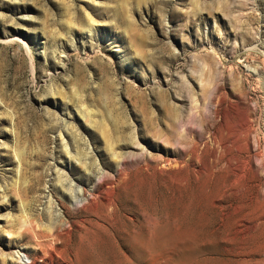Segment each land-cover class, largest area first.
<instances>
[{
	"label": "rangeland",
	"instance_id": "1",
	"mask_svg": "<svg viewBox=\"0 0 264 264\" xmlns=\"http://www.w3.org/2000/svg\"><path fill=\"white\" fill-rule=\"evenodd\" d=\"M247 67L264 80V0H0V264L262 261L264 234L235 230L229 180L190 159L214 128L225 138L215 95L263 98ZM99 173L114 205L76 210Z\"/></svg>",
	"mask_w": 264,
	"mask_h": 264
},
{
	"label": "bare ground",
	"instance_id": "2",
	"mask_svg": "<svg viewBox=\"0 0 264 264\" xmlns=\"http://www.w3.org/2000/svg\"><path fill=\"white\" fill-rule=\"evenodd\" d=\"M91 25L87 27L90 31L92 30ZM245 71L251 80L255 77L256 85L261 87L264 93L263 75H260L258 69L247 67ZM235 93V95H231V100L224 93L217 94L211 99L212 114L221 120L219 127L224 132L225 138L223 140L217 138V132L220 130L214 128L210 134L211 139L208 140L209 142L190 152V159L194 158L196 160V163L192 165L194 168L192 170L197 175L202 172L207 173V166L211 165L209 176L215 177L219 173L222 178L229 180V188L231 186L229 190L231 216L236 218L235 230L237 233H240L241 236L257 231L264 234V212L262 210L264 205V134L255 116V110L261 109L260 120L263 121L264 119V94L261 100L260 98L249 100L245 98L246 95L242 94L241 90L236 92L235 89ZM225 102H228V106L223 110L220 109L219 107ZM91 113H86L83 110L79 111L80 116L85 121ZM59 143H61L60 148L63 153L69 156L70 161L73 160L80 167H85L86 163L79 153H75L74 156L68 155L69 151L63 144L62 139ZM202 156H206L207 162L204 161ZM115 159L117 160L116 166L120 176L122 167L126 162L120 160V158L118 159L117 156ZM164 162L165 164H162L163 166L159 169L161 173L170 171L174 174L173 170L180 168L176 160ZM55 175L57 179L61 178L57 170ZM112 184L106 175L99 173L91 186V192L88 194L90 199L86 198L84 189L78 188L76 194L70 196L71 205L76 210L93 208L97 203V198L106 205H114L112 204ZM48 205H51V200H48ZM49 206L46 209L48 214H50ZM70 225L66 229L60 230V232L68 235L72 228ZM43 229L48 235L47 237H53L54 233L57 232L55 225L50 223L46 224ZM13 258V256H10V264H18L15 261H18L19 264H25L24 261L27 260L25 255L18 252L16 253V259ZM256 264H264V259Z\"/></svg>",
	"mask_w": 264,
	"mask_h": 264
}]
</instances>
